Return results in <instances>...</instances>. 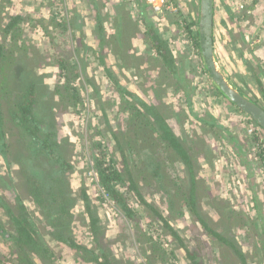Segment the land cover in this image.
I'll list each match as a JSON object with an SVG mask.
<instances>
[{"label": "rangeland", "instance_id": "1", "mask_svg": "<svg viewBox=\"0 0 264 264\" xmlns=\"http://www.w3.org/2000/svg\"><path fill=\"white\" fill-rule=\"evenodd\" d=\"M94 1L99 8L94 6ZM113 1L116 0H13L7 4L6 0H0V9L3 8L0 17H4L2 21L9 20L8 16L11 14H22L24 20L21 26L26 31L23 36L32 38L34 44L50 53L38 65L43 82L50 90L54 91L64 81L62 70L55 60L56 54L53 53L57 49L56 45L63 41L66 45L63 49L65 57H75V53L81 56V65L76 69L78 77L76 76L75 80L80 82L79 91L84 100H78L76 106L67 99V110L60 112L57 108L61 133L70 142L69 157L74 163L70 182L76 196V204L72 208L71 228L76 241L96 250L97 253H100L98 244L103 242L112 255V264H195L196 258L192 257V254L197 258L201 257L198 259H202L204 264H264V223L256 228L251 219L259 209L264 214V162L255 155L257 147L249 133L251 124L241 122L242 116L237 108L224 96H219L213 91L211 73H207L201 66L202 61L198 59L197 53L184 48L185 45L192 44V36L186 30L187 26L184 27L182 23H189L194 11L198 17L195 4L197 0H172L171 3H180V11H166L164 17L155 16L149 7L138 11L133 0L128 4L123 1L114 4ZM242 1L245 2L217 0L218 18L224 23L225 35L230 40L222 48L219 43L218 49L214 44L215 60L233 87L253 98L264 108V58L254 56V49L264 44L262 41L252 43L256 38L250 39L249 44L246 43L245 33H234L228 29L226 22L227 17L237 22L241 18L243 20L246 17H254L252 13L248 14L247 6L246 10L240 9L238 15L233 12ZM119 7L126 8L127 12L129 10L131 16L133 13L134 20L124 21L122 36L120 40L117 39L121 45H112L114 52L111 51V46H107L108 55L102 61L93 51L98 48V34L94 25L98 17L94 9L101 11L103 25L109 27L110 34H114L116 11ZM67 10L81 14V18L72 21L74 39L72 40L69 32L68 35L63 34V39L56 37V40L52 41L40 26L41 18H44V24H47L48 30L54 31V34L59 22L56 13H64ZM139 18L150 20L155 28H159L156 29L179 61L173 69L156 59L157 53L146 33V24L139 21ZM129 21H135V24ZM176 22L181 23L180 26L176 25ZM168 23L175 25L168 27ZM192 30L196 33L197 25L193 26ZM106 67L111 68L115 79L108 76ZM80 75L83 79L79 81ZM116 85L126 88L123 90L131 91L140 98L151 99L153 96L156 105L169 118L177 134L184 139L186 146L190 147L193 172L199 178L196 189L199 213L211 224L214 231H218L222 237L227 236V245L220 236L208 237L207 231L197 223V217L190 212L185 201L189 197L190 171L185 169L177 158L169 161V177H180L177 182L185 186L179 189L177 196L175 195V208L170 207L169 197L163 194L153 181L147 183L145 179L140 178V182L141 189L145 192L144 197L155 204L169 224L177 229L182 241L173 239L170 229L162 227L161 221L153 214L148 216L141 204L134 205L138 218L134 224L112 199L108 200L101 193V186L91 165L89 145L96 138L103 142L107 151H114L116 142L111 141L107 120L111 127L122 128L125 118H128L133 110L132 104L139 102L134 96L121 94ZM9 87L16 85L10 82ZM211 116L235 132L234 134L240 133L236 135V139L242 148L227 142L222 130L212 129L201 119L202 117L211 121ZM133 130L134 126H129L127 134L135 141L139 136L135 135ZM139 132L152 131L149 129L142 132L140 129ZM234 142L236 143L235 140ZM139 151L142 153L141 149ZM150 156L155 159L154 154ZM138 166L137 170L141 172L142 165ZM17 168L18 164L7 165L4 157L0 155V174L6 178L10 175L16 176ZM149 170L153 172L154 167ZM170 178L165 181L172 184ZM2 180L0 190H7L10 183L6 179ZM83 188L90 196L92 213L100 218L98 233L95 234L90 226L86 203L81 199ZM18 192L39 225L43 238L54 252L51 258L45 256L42 260L37 257V264H94L88 261L92 259V254L84 255L56 241L50 234L51 226L28 196L25 187H20ZM233 209H236V214L231 217L230 211ZM243 210L244 213L240 214ZM0 218L8 222L7 214L2 208ZM239 219L244 221H238ZM7 225L9 226L8 223ZM138 225L146 235L136 232L135 227ZM2 237L1 234L0 264H20L14 259L15 254L10 242ZM158 243L163 249L150 260L149 250ZM231 243L234 244L235 250L245 253L244 257L232 249Z\"/></svg>", "mask_w": 264, "mask_h": 264}, {"label": "trees", "instance_id": "2", "mask_svg": "<svg viewBox=\"0 0 264 264\" xmlns=\"http://www.w3.org/2000/svg\"><path fill=\"white\" fill-rule=\"evenodd\" d=\"M6 1L7 4H10L13 0ZM142 5L143 2L140 6ZM94 6L98 7L95 1ZM2 11L3 8L0 9V14ZM95 13L98 17L94 23L95 31L98 34L96 35L98 48L93 51L94 55L103 61L108 55L107 46H111V51L114 52L112 45H121L118 40H120L123 33L122 24L124 21L128 22V19L134 20V18L130 15L129 10L127 12L126 8L119 7L115 17L116 32L110 34L109 27L103 25L101 11L95 9ZM2 18L4 17H0V155L4 157L7 165L14 162L19 165V168L16 170V176L10 175L6 178L0 174V180L6 179L10 183L7 190H0V208L5 210L7 214L6 221L9 224L8 226L0 218V235L2 234V238L8 240L10 247H13L16 263L37 264L34 260L35 256L42 260L45 256L48 258L54 256L53 250L43 238L39 225L32 216L28 205L18 192L19 188L24 186L28 191V196L35 202L43 217L48 221V225L51 226L50 234L56 241L66 244L84 255L86 253L92 254V259H88L89 262L112 264V255L109 253V249L104 247L103 242L98 244L100 253H97L96 250L77 242L71 228L72 208L76 204V196L70 182V173L74 169V163L69 157L70 142L61 133L58 112L67 110L68 104H65L67 99L76 106H78V100H84L79 91L80 82L75 80V77H78L76 69L81 65V56L79 53H75V57H65L63 49L66 45L62 40L56 45L57 49L53 53L56 54L55 60L62 70L64 81L52 91L43 82L42 73L38 69L40 61H43L46 55L50 53L34 44L32 38L26 35L23 36L26 31L21 26L24 20L22 14H11L8 16L9 20L5 22L2 21ZM56 18H59V22L55 27L56 32L54 34V31L48 30L47 24H44V18H41L40 23L42 25L40 26L45 35L55 41L56 37L63 39V34L68 35L70 32L73 40L72 21L81 18V14L77 11L67 10L64 13H56ZM140 20L144 21L143 19ZM129 22L135 24V21ZM144 24H146V33H148L153 50L157 53L156 59L163 61L173 69L179 61L175 58L167 41L162 38L150 20L146 19ZM192 24V22L186 24V30L195 41L192 43L199 49L197 57L202 61L203 65L201 64V66L207 70V73H210L201 50L200 32L198 30L193 33V30H191ZM194 62L199 63L196 60ZM105 69L108 76L110 75L109 77L112 76L115 79L111 68L106 67ZM81 79H83V76L80 75L79 81ZM10 82H13L16 87H9ZM212 86L216 94L229 100L214 81ZM117 88L118 91H121V94L129 97L134 96L139 102L132 104L131 108L133 110L129 113L128 118H125V125L122 128L115 129L111 127L109 120H107V124L110 126L111 141L116 142L114 151L109 148V151H107L103 142L96 138L89 145L91 165L97 172L99 183L105 192L110 195L120 210L134 224L138 220L134 205L141 204L148 212V216L153 214L161 221L162 227L170 229L173 239L177 238L182 241L177 229L169 224L168 219L164 217L155 204L144 197L145 192L143 193L142 183L140 182V178L145 179L147 183L153 181L157 184V188L169 197L170 207L175 208V195L177 196L179 189L185 186L184 184L181 185V182H177L181 179L180 177H169V161L177 158L179 163L190 171L189 197L185 200L188 203L190 212L197 217V223H200L203 229L207 231L208 237H222L221 234H218V231L213 230L211 224L199 213L196 204L197 180L199 178L193 172L194 166H192L190 159V147H187L184 139L177 134L173 124L168 120L169 118L156 105L153 96L151 99H144L131 91L123 90L126 88L122 86H117ZM194 88L195 86L192 87V89ZM57 95L58 99H56ZM229 102L238 111L246 114L251 120V124L264 130L255 117L248 115L232 101L229 100ZM163 105L167 106L166 103H163ZM57 108H59V111H57ZM211 118L212 120L208 121L201 117L205 123H208V126H211L212 129L222 130L223 137L234 145L236 144V147L242 148L236 139V135H240V133L234 134L228 127L219 123L212 116ZM131 125L136 130H133L134 134L139 136V139L137 138L135 141L127 134ZM140 129L142 132L149 129L152 132L141 133L139 132ZM257 131L255 132L258 134V138L255 142L261 141L262 146L264 132ZM134 143L140 144V146H136ZM140 149L142 153L139 151ZM151 154L155 155V159L151 158ZM259 155L261 159H264L263 150ZM139 164L142 165L141 172L137 170ZM150 167H154L153 172L149 170ZM169 178L172 180V184L165 181ZM164 182H166V185ZM81 199L86 203V210L90 214L89 222L92 231L94 234L98 233L100 218L92 213L93 205L90 202L91 199L87 190L84 188L81 190ZM230 212L231 217L236 214L235 209ZM239 213L243 214L244 210ZM251 219L255 227L258 228L264 223V214L259 209ZM238 221L244 220L239 219ZM140 227L139 225L135 227L136 232L146 235ZM226 237L223 235L222 238L223 243L227 245L228 240ZM181 243L184 245L183 242ZM159 244L151 246V250H149L150 260H152V256H157L162 251L163 248ZM230 245L235 250L234 244L231 243ZM187 250L189 249L187 248ZM237 252L244 257L241 251ZM192 257L196 258L195 264H204L202 259H198L201 257L197 258L194 254H192Z\"/></svg>", "mask_w": 264, "mask_h": 264}, {"label": "water", "instance_id": "3", "mask_svg": "<svg viewBox=\"0 0 264 264\" xmlns=\"http://www.w3.org/2000/svg\"><path fill=\"white\" fill-rule=\"evenodd\" d=\"M214 10L215 0H200L199 32L205 63L221 92L248 115L255 117L257 122L264 127V108L253 98L233 87L216 64L213 37Z\"/></svg>", "mask_w": 264, "mask_h": 264}, {"label": "crops", "instance_id": "4", "mask_svg": "<svg viewBox=\"0 0 264 264\" xmlns=\"http://www.w3.org/2000/svg\"><path fill=\"white\" fill-rule=\"evenodd\" d=\"M120 1H123L126 3L129 0H116V1H113L112 3L114 2L117 3ZM244 3H245V9L243 10H246V6H247L248 12H249L248 14L252 13L255 18L253 17L254 18L253 19L252 17H248V18L246 17L243 20L241 18L237 22V21H231L230 18L227 17L226 22H227L228 29L233 30L234 33L237 31H242V33H245L246 43H248L250 39L256 38V40L252 41V43L256 41H262L264 44V0H245ZM217 6H218L217 0H215L214 44H215V47L218 49V43H219V46L222 48L226 43L229 42L230 39L228 40V38L225 35L226 28L224 26V23L222 24L221 22L222 20L218 18ZM103 7L106 8V5H104ZM236 8L233 9L234 10L233 12H235L236 15H238L241 10L239 8L238 9ZM94 12H95V9H94ZM132 16H134L133 13H132ZM254 56L258 58L259 57L264 58V45L260 46L257 49H254Z\"/></svg>", "mask_w": 264, "mask_h": 264}, {"label": "flooded vegetation", "instance_id": "5", "mask_svg": "<svg viewBox=\"0 0 264 264\" xmlns=\"http://www.w3.org/2000/svg\"><path fill=\"white\" fill-rule=\"evenodd\" d=\"M132 0H129L128 2H126L127 4L128 3H130ZM134 1V4H135V6H136V8L138 9V11H142V10H144L145 8H150L151 9V11H153V9L146 3V1L145 0H133ZM171 1L172 0H168V2L169 3H171ZM142 2H143V5L142 6H140L141 4H142ZM176 3H178V1H175L174 3H171V4H173V6H171L170 8H167L166 10H165V12L167 11V12H169V13H177L178 11H180V3H178V4H176ZM196 4V7L198 8V17H197V12L196 11H194L193 13H192V16L190 17V22L189 23H193L192 24V26H191V30L193 29V26H195V25H197V27H198V30H199V19H200V0H197V2L195 3ZM164 12V13H165ZM108 13L110 14V11H108ZM141 13V12H140ZM153 13H154V15L155 16H157V17H159V16H162V17H164V13L163 14H161V15H159L158 13H156V12H154L153 11ZM197 18H198V20H197ZM141 18H139V20H140ZM163 19V18H162ZM195 20H197V21H195ZM140 21H142V20H140ZM153 22H155V21H153ZM159 22V21H158ZM176 25H178V26H180V24L181 23H175ZM175 24H169L168 23V27H173ZM183 24V26L184 27H186V24H188V22L187 23H182ZM177 26V27H178ZM157 29H159L158 27H156ZM191 35V34H190ZM192 36V35H191ZM193 39V38H192ZM191 38H190V40H191V43L192 42H195V41H193ZM184 48H186V49H189V50H191V51H194L195 53H197L198 52V47L195 45L194 46V44L192 43V44H187V45H185L184 46ZM238 111V110H237ZM239 113H240V116H242V121L241 122H244V123H246L247 125L249 124H251V120L249 119V117L247 116V117H245L246 116V114H243V113H241L240 111H238ZM263 127V126H262ZM264 128V127H263ZM257 130H260V131H262V132H264V130L261 128V127H258V126H254V124H251V128H250V134H251V136H252V138H253V143L256 141V138H258V134L255 132V131H257ZM258 132V131H257ZM235 133V132H234ZM264 140V139H263ZM227 142H228V140H227ZM255 147H257V153H255V155L256 156H258L259 157V159H261V157H260V153L262 152V150H263V152H264V143H263V145L261 146V141H259V142H255ZM259 151H261V152H259ZM263 160V162H264V159H262ZM261 160V161H262ZM12 164H16V163H14V162H12ZM18 169V168H17ZM95 170V169H94ZM96 172V171H95ZM96 175H97V177H98V174H97V172H96ZM98 181H99V178H98ZM99 185L101 186V184L99 183ZM102 187V186H101ZM103 188V187H102ZM104 189V188H103ZM107 193V192H106ZM108 194V193H107ZM109 195V194H108ZM109 197H110V195H109ZM110 199H111V197H110ZM236 210V209H235ZM244 255H245V253L243 252V251H241ZM34 260H35V262L37 263V256H35L34 257Z\"/></svg>", "mask_w": 264, "mask_h": 264}, {"label": "built area", "instance_id": "6", "mask_svg": "<svg viewBox=\"0 0 264 264\" xmlns=\"http://www.w3.org/2000/svg\"><path fill=\"white\" fill-rule=\"evenodd\" d=\"M146 3L153 9L154 12L158 13L159 15L163 14L167 8L173 6V4L169 3L168 0H145ZM239 9L245 8V3L242 2L238 5ZM98 180V177H97ZM99 183V181H97ZM101 193L107 197L109 200V195L105 192V190L100 187ZM111 200V199H110Z\"/></svg>", "mask_w": 264, "mask_h": 264}]
</instances>
